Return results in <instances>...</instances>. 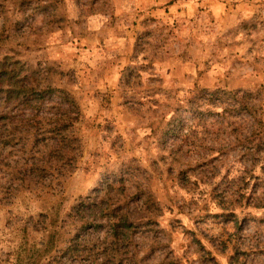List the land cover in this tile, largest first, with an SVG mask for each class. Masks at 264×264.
Instances as JSON below:
<instances>
[{
    "label": "rangeland",
    "instance_id": "rangeland-1",
    "mask_svg": "<svg viewBox=\"0 0 264 264\" xmlns=\"http://www.w3.org/2000/svg\"><path fill=\"white\" fill-rule=\"evenodd\" d=\"M5 59L0 264H264V0H0Z\"/></svg>",
    "mask_w": 264,
    "mask_h": 264
},
{
    "label": "trees",
    "instance_id": "trees-1",
    "mask_svg": "<svg viewBox=\"0 0 264 264\" xmlns=\"http://www.w3.org/2000/svg\"><path fill=\"white\" fill-rule=\"evenodd\" d=\"M18 64L19 63L7 62V59L0 62V80L4 81V84H1L0 87L4 89V87L7 86L4 92L9 99L29 96L34 93V89L36 88L34 86V80L30 78L33 76L29 77L27 74L22 76L21 74H23L24 69ZM28 78L29 81H27ZM7 80L8 82L6 83ZM217 93L220 92H212L210 96L219 95ZM62 100L71 103V105L75 104L67 93L62 97Z\"/></svg>",
    "mask_w": 264,
    "mask_h": 264
}]
</instances>
